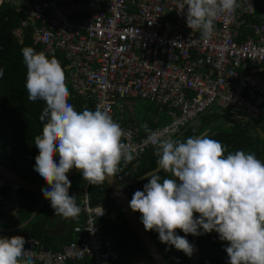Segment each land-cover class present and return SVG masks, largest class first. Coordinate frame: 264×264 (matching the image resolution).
Here are the masks:
<instances>
[{"label":"built area","instance_id":"obj_1","mask_svg":"<svg viewBox=\"0 0 264 264\" xmlns=\"http://www.w3.org/2000/svg\"><path fill=\"white\" fill-rule=\"evenodd\" d=\"M6 1L20 14L14 35L21 39L30 32L39 52L62 54L66 83L74 95L94 110L108 112L117 123V110L126 109L125 100L156 106L169 122L152 131L164 139H173L213 107L232 119L264 123V0H237L235 13L216 18L210 39L187 27L186 17L177 14L179 0ZM120 126L133 161L155 150L145 143L148 134L138 136L131 126ZM87 186L86 181L78 203L81 211L73 220L75 239L57 250L33 238L25 240L33 263L119 261L102 227L106 212L89 205ZM122 186L127 194L139 190ZM0 237L9 235L0 231Z\"/></svg>","mask_w":264,"mask_h":264},{"label":"clouds","instance_id":"obj_2","mask_svg":"<svg viewBox=\"0 0 264 264\" xmlns=\"http://www.w3.org/2000/svg\"><path fill=\"white\" fill-rule=\"evenodd\" d=\"M238 7L237 0H179L177 14L186 17L193 33L199 30L202 38L210 39L216 18L232 15ZM21 51L28 99L45 104L39 117L42 135L34 141L35 171L49 186L42 194L55 216L76 218L81 209L76 196L69 195L71 181L66 174L75 168L95 186L120 171L122 161L126 166L135 156L122 142L124 130L108 112L99 107L78 112L69 103L71 93L57 58L31 47ZM3 75L0 68V78ZM145 130V143L154 146L159 170L172 178L161 182L152 172L143 190L133 194L129 207L141 214L144 229L155 231L161 243L188 257L194 252L188 234L215 231L220 241L227 242V264H264V162L243 150L225 155V146L205 135L180 142L164 139L146 125ZM178 229L185 236L178 235ZM25 243L19 235L0 237V264H33Z\"/></svg>","mask_w":264,"mask_h":264},{"label":"trees","instance_id":"obj_3","mask_svg":"<svg viewBox=\"0 0 264 264\" xmlns=\"http://www.w3.org/2000/svg\"><path fill=\"white\" fill-rule=\"evenodd\" d=\"M19 18L20 14L15 11L13 5L2 2L0 5V68L4 69V75L3 78H0V164L14 171L28 183L44 184L45 181L35 171L34 167L35 156L38 155V149L35 147L34 141L35 137L42 135L43 122L40 121L39 117L45 104L41 100L32 102L28 99L27 90L24 86L27 68L23 63L21 51L25 47H31L39 52V48L32 45L30 32L24 33L25 35L21 39L14 35V30L19 26ZM53 57L60 61L65 72L66 61L62 54L56 53L48 58ZM67 87L71 93L69 103L78 112L85 108L94 111L89 102L75 96L68 84ZM151 106L154 108L156 119L147 118L140 124L137 123L134 130L138 136L148 134L145 125L147 129L152 131L163 121L164 116L161 115L160 118H157L158 111L154 105ZM211 109L192 125L185 127L187 129L182 128L173 137V140L176 138L180 142H186L187 138L199 136L205 130H209L206 136L220 141L226 148L225 155L229 152L243 150L246 153H255L257 158L264 162V142L251 126L233 122L229 127L219 128L217 126L218 116L209 113ZM117 115L119 116L118 110ZM254 122L264 133V123ZM122 125L124 124L122 123ZM125 125L132 127L133 122L130 125ZM182 131L183 133L179 136ZM55 159L58 162V157ZM157 159L155 150H149L139 160H132L126 166L122 161L120 171L115 173V176L122 184H129L130 188L137 187L142 191L145 183H148L149 177L136 184L131 185V183L146 173L155 170ZM157 174L161 177V182L164 178H171V173H165L161 170ZM76 175L80 177V193L82 195V187L86 181H84L82 173ZM110 193L112 191L105 181L95 186L90 184L87 186L89 205L91 207L102 206L106 212V219L102 220V227L119 254V261L114 264H131L132 262L139 264L140 260L146 264H154L144 244L130 228L121 209L114 199L110 198ZM4 194L5 191L0 190V195ZM17 194L23 197V201L18 202L15 209L16 222L19 223L26 221L32 215L42 195L26 192L20 188L17 190ZM133 194V190L128 193L130 200ZM49 206L50 201L46 200L34 219L19 231L23 232L24 230L28 233V239L33 238L40 241L46 249H50L49 237L44 231V223L50 213ZM136 214L141 222V214L139 212H136ZM146 232L154 241L166 264L190 263V257L183 252L176 250L174 246L161 243L158 233L155 231ZM177 234L185 236V233L179 229ZM186 239L191 243V234H188ZM226 243L218 239V234L215 231L198 236L199 261L197 264H227V253L224 251ZM83 264L89 263L84 262Z\"/></svg>","mask_w":264,"mask_h":264},{"label":"water","instance_id":"obj_4","mask_svg":"<svg viewBox=\"0 0 264 264\" xmlns=\"http://www.w3.org/2000/svg\"><path fill=\"white\" fill-rule=\"evenodd\" d=\"M4 2H7L6 0ZM11 4V2H7ZM25 34H22V37H24ZM236 122L242 123V124H247L251 126V128L256 132L258 137L264 142V133L261 131L260 127L256 125V123L252 120H247V119H242V118H234L233 119ZM194 123V122H193ZM191 123L190 125H192ZM189 125V126H190ZM188 126V127H189ZM187 129V128H185ZM183 133V131L179 134V136ZM209 130H205L202 132L200 135H208ZM199 135V136H200ZM176 140V138L174 139ZM159 167L157 165L156 169L153 171H150L146 173L145 175L137 178L134 180L131 185L138 183L139 181L149 177V175L152 172H158ZM80 173L79 170L73 168L70 170L69 173H67L68 179H70L72 176ZM0 177L4 179L6 182L11 183L13 185H16L18 188L26 191V192H31V193H36V194H42V189L48 188L49 186L44 183V184H31L22 179L19 175H17L14 171L11 169H8L4 167L3 165L0 164ZM172 178V174H171ZM105 182L108 184L110 187L112 193L114 194V201L116 204L119 206L121 209L127 223L129 224L130 228L133 230V232L140 238L141 242L144 244L149 256L153 260L154 264H166L162 254L159 252L157 249L154 241L151 239V237L148 235L146 230L144 229V226L140 222L136 212H133L131 208L129 207V202L130 198L128 194L123 190L122 183L118 180V178L115 176V174L112 177H108L105 179ZM45 198L42 194V198L37 206V208L34 210L30 218L24 223L28 224L38 213L40 207L44 203ZM199 214H196L198 216ZM197 241H198V236L191 235V244L194 246V252L193 255L190 257V263L189 264H197L199 261V250L197 247Z\"/></svg>","mask_w":264,"mask_h":264},{"label":"crops","instance_id":"obj_5","mask_svg":"<svg viewBox=\"0 0 264 264\" xmlns=\"http://www.w3.org/2000/svg\"><path fill=\"white\" fill-rule=\"evenodd\" d=\"M156 109H157V107H156ZM157 111H158V109H157ZM159 113L160 112L158 111L157 118H160V116H161V115H159ZM163 120H164V118H163ZM152 150H154V149H152ZM18 189L19 188L15 189L13 184L8 183V182H3L0 180V190L5 191L4 195H0V231H5L9 235V237L19 235V236H23L24 239L27 240L28 239V233L25 232L24 230H23V232H19V231L24 229V227H26L34 218L28 224H25V225H24V223L30 217L26 221L19 222V223L16 222L17 221V214L15 211L16 205L18 204V202L23 201V197L19 196L17 194ZM80 189H81L80 185H78L77 188H73V189L70 188L69 189V195H75L76 196L77 204L81 200ZM41 198H42V196H41ZM41 198H40V200H41ZM40 200H39V202H40ZM46 200L47 199H45V201ZM45 201H44V203H45ZM39 202H38V204H39ZM37 206H36V208H37ZM41 207H40V209H41ZM49 208H50V213L48 214V217L46 218L44 216V218L47 219V221L44 223V231L46 232V234L49 237L48 243H50V249L57 250V249L61 248L64 244L68 243V241L75 239V235L72 233V227L74 226V221H73L74 218L64 219V218H61L60 216H55L51 206H49ZM40 209H39V211H40ZM39 211H38V213H39ZM83 263L84 262H82V263H68V264H83ZM33 264H36V263H33ZM131 264H135V263L132 262ZM139 264H146V263H144L142 260H140Z\"/></svg>","mask_w":264,"mask_h":264},{"label":"rangeland","instance_id":"obj_6","mask_svg":"<svg viewBox=\"0 0 264 264\" xmlns=\"http://www.w3.org/2000/svg\"><path fill=\"white\" fill-rule=\"evenodd\" d=\"M28 1V0H24ZM23 38V37H22ZM123 106L126 108L122 112H119V115L122 119L118 118L120 124H131L133 122L132 128L135 129L137 123L143 122L147 118L154 119L156 115L154 114V108L146 101L141 100H125L123 102ZM209 113L218 116L217 126L220 127H229L236 122L225 114L224 111L213 107ZM119 117V116H118ZM169 121L163 120L161 125L167 124ZM1 181L6 182L4 179L0 178ZM71 181V188H77L80 185V177L77 175L72 176L70 179ZM147 183V182H146ZM145 183V184H146Z\"/></svg>","mask_w":264,"mask_h":264}]
</instances>
